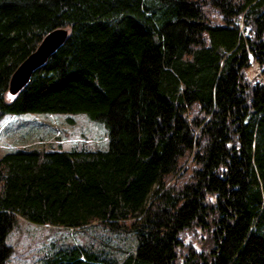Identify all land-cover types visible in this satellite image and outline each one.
I'll use <instances>...</instances> for the list:
<instances>
[{
  "label": "trees",
  "instance_id": "16d2710c",
  "mask_svg": "<svg viewBox=\"0 0 264 264\" xmlns=\"http://www.w3.org/2000/svg\"><path fill=\"white\" fill-rule=\"evenodd\" d=\"M22 112H82L107 145L0 154V264L16 217L135 239L43 264H264V0H0V115Z\"/></svg>",
  "mask_w": 264,
  "mask_h": 264
},
{
  "label": "rangeland",
  "instance_id": "374dc122",
  "mask_svg": "<svg viewBox=\"0 0 264 264\" xmlns=\"http://www.w3.org/2000/svg\"><path fill=\"white\" fill-rule=\"evenodd\" d=\"M256 70L255 64L251 63L248 74L257 78ZM106 145L107 135L102 123L82 112L0 115V154L14 148L104 149ZM4 242L10 252L2 264H43L57 248L74 244H83L119 260L135 245L131 231L123 228L109 229L90 224L73 229L37 224L21 217H16Z\"/></svg>",
  "mask_w": 264,
  "mask_h": 264
},
{
  "label": "water",
  "instance_id": "95a60500",
  "mask_svg": "<svg viewBox=\"0 0 264 264\" xmlns=\"http://www.w3.org/2000/svg\"><path fill=\"white\" fill-rule=\"evenodd\" d=\"M66 34L65 28H54L45 33L37 46L29 52L14 68L8 80V91H16L28 78L31 70L43 62Z\"/></svg>",
  "mask_w": 264,
  "mask_h": 264
}]
</instances>
